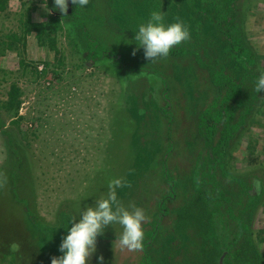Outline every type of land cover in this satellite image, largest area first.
I'll return each mask as SVG.
<instances>
[{
  "label": "rangeland",
  "instance_id": "374dc122",
  "mask_svg": "<svg viewBox=\"0 0 264 264\" xmlns=\"http://www.w3.org/2000/svg\"><path fill=\"white\" fill-rule=\"evenodd\" d=\"M47 2L51 8L53 0ZM238 4V29L256 58L253 71L264 73V0ZM0 5H5L0 8V264H51L61 255L52 245H60L66 235L61 214L78 221L81 211L104 197L116 178L121 180L117 194L122 203L117 207H142L144 240L154 231L145 248L148 260L143 248L128 250L114 241L121 226L113 224L98 235L89 264H99L100 255L103 264L236 263L237 259H225L223 235L232 236L236 227H223L228 217L224 205L211 220L210 209L218 204L207 208L200 196H194L189 180L202 142L196 118L214 92L208 73L191 52L152 61L142 48L132 54L135 31L153 11H162L166 24L180 20L187 26L189 38L181 43L186 48L203 53L205 47L213 56L222 54L221 28L209 20L211 14L219 19L214 8L207 9L205 0H89L82 16L76 11L72 19L59 11L46 13L43 0H0ZM56 14L62 25L56 35L24 34L26 18L48 21ZM82 20L91 40L82 30ZM223 59L225 67L232 66L234 60ZM247 80L254 82L251 76ZM14 87L17 102L8 108ZM258 95L228 156L233 157V171L264 182V90ZM159 103L170 107L172 123L168 115L157 116ZM168 125L174 146L167 166L175 195L167 196L169 212L163 215L155 203L170 193V181L150 172L168 145ZM261 186L264 201V183ZM260 205L251 207L245 220L254 244L251 260L264 264V204ZM32 217L42 227L33 229ZM45 235L48 246L40 245Z\"/></svg>",
  "mask_w": 264,
  "mask_h": 264
},
{
  "label": "trees",
  "instance_id": "16d2710c",
  "mask_svg": "<svg viewBox=\"0 0 264 264\" xmlns=\"http://www.w3.org/2000/svg\"><path fill=\"white\" fill-rule=\"evenodd\" d=\"M205 1L207 2V9L214 8V12L219 15V19L215 21L211 14L209 15V20L211 23L214 25L216 24L221 28L219 29L222 33L221 37L224 36L225 42L222 54L220 53L213 56L205 47H203V53H199L198 50L186 48L185 45H182L183 42H181L182 44L180 43L181 46L174 45L169 52L172 56H182L189 52L194 53L197 60L196 63H198L199 67L206 69L209 76V82L214 88L211 100L204 106L196 118L197 132L202 142L197 147L196 162L191 166L192 169L189 175V180L193 187L194 196H200L207 208H211V206L218 204V207L216 206V208L210 209L211 214L209 218L213 220L218 214L219 205L221 204L225 207L224 212L228 214L223 227L226 230L233 228V226L236 227V231L232 236L223 235L224 244H226L224 246L226 252L225 259L230 258L233 262L237 259L238 261L236 263L232 262L233 264H258V261L251 260V254H254L255 251L251 239L250 225L246 222L245 215L255 204H264V201H262V186L261 189L257 191L255 186L257 178L253 175L248 177L241 176L233 171L229 165L231 154L228 156V153H230V147L233 144V140L239 133H241L240 131L242 130V127L247 122L248 112L255 109V104L260 99L255 84L257 77L263 73V71L262 69H259V72L254 73L255 70L253 71V68H255L254 66L256 64L255 55L249 48V45L245 43L243 34H241V31L238 29V16L242 15V10L238 6L239 0ZM4 6L5 5H0V8H3ZM70 8L72 9V14H67V16L72 19L76 17V11H78V16L80 18L82 16L81 9H87V7L84 6L83 8L78 7L77 10V7L73 4ZM23 26L25 35L33 33L40 38L47 35L49 37L56 35L62 28L61 20L57 14L51 17V19H48V21H31L29 18H26L23 20ZM81 27L84 28L82 29L83 32L91 40L92 38L83 20ZM93 41L96 45H100L98 40L93 39ZM103 53L104 55L108 53L106 48H104ZM89 55L94 56L95 54L89 53ZM225 56L234 60L231 61V67H225L226 63H223V58ZM207 57L210 58L208 59ZM134 71L136 70H131L130 72ZM128 76L133 77L134 74L131 75L128 73ZM248 76H251L254 82L248 83ZM163 83L165 85L164 78ZM17 91L18 88L14 87V89L9 92V101L7 102L8 108H10L13 102H17ZM167 92L168 89L165 87L162 93L164 95V93ZM164 96L166 97V94ZM261 107L262 106L259 108ZM169 108V106L164 107L159 103V106L154 111L157 112L156 114L158 117L160 114L168 115L167 122L172 123L174 116L170 114ZM168 126L169 130H165V134H167V138L170 141L166 139L168 145L162 147V158L159 163H156L155 161L152 162V166L155 170L150 172L152 173L150 175H156L155 177L166 176L170 181L168 189L170 193L163 195L155 203L157 209H162L161 213L163 215L169 212V209L166 206L167 196L173 197L175 195L174 177L167 166L168 156H170L174 146V140L172 141L171 138L172 133L170 134L171 126ZM231 158H233L232 155ZM18 175L19 174L13 178L15 181L19 178ZM32 216L34 217L33 214ZM61 217L63 229L67 234V227L71 226L69 221L74 223V219L66 212L62 213ZM33 223L35 226L32 227L35 230H37V227L39 226L42 227L40 223L36 222V220H34ZM153 232H149V237L143 241L142 248L146 255L145 260H148V253L145 248L154 237V234H152ZM209 232H211V228L209 229ZM44 244L47 246L50 244L47 235L42 237L40 243V245ZM52 246L57 249L59 248V243H54ZM253 258L260 260L259 257ZM245 259L247 261H244L243 263V260ZM145 260L143 262H145Z\"/></svg>",
  "mask_w": 264,
  "mask_h": 264
},
{
  "label": "clouds",
  "instance_id": "9594fccd",
  "mask_svg": "<svg viewBox=\"0 0 264 264\" xmlns=\"http://www.w3.org/2000/svg\"><path fill=\"white\" fill-rule=\"evenodd\" d=\"M71 4L83 8L89 0H70ZM43 9L46 13L59 11L64 17L67 16L69 0H53L51 8L47 0H43ZM187 26L180 20L165 23L162 11H153L146 23L139 25L135 31L133 40L137 50L143 49L146 59L155 60L158 57H166L174 45H179L189 38ZM258 92L264 90V73H261L255 84ZM261 180L255 181L257 191L261 189ZM121 180L116 178L109 182L106 195L97 199L94 204L86 206L80 213L78 221L67 227V234L63 237L59 252L61 255L54 256L51 264H89L90 258L96 252V240L98 235H103L105 228L109 225L118 224L121 231L114 241L119 242L121 248L128 250L141 249L143 247L145 210L142 207L121 206L117 194ZM99 264H103V255L97 256Z\"/></svg>",
  "mask_w": 264,
  "mask_h": 264
},
{
  "label": "water",
  "instance_id": "95a60500",
  "mask_svg": "<svg viewBox=\"0 0 264 264\" xmlns=\"http://www.w3.org/2000/svg\"><path fill=\"white\" fill-rule=\"evenodd\" d=\"M69 10H70V0H69V6H68Z\"/></svg>",
  "mask_w": 264,
  "mask_h": 264
}]
</instances>
